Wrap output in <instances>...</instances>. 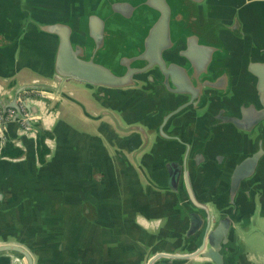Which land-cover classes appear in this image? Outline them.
Returning a JSON list of instances; mask_svg holds the SVG:
<instances>
[{
  "label": "water",
  "instance_id": "95a60500",
  "mask_svg": "<svg viewBox=\"0 0 264 264\" xmlns=\"http://www.w3.org/2000/svg\"><path fill=\"white\" fill-rule=\"evenodd\" d=\"M26 92L107 118L126 161L150 159L146 180L185 216L144 264H241L264 219V0H0V109L16 112L0 151L9 125L48 131ZM1 253L36 264L17 242Z\"/></svg>",
  "mask_w": 264,
  "mask_h": 264
},
{
  "label": "crops",
  "instance_id": "0c3cea01",
  "mask_svg": "<svg viewBox=\"0 0 264 264\" xmlns=\"http://www.w3.org/2000/svg\"><path fill=\"white\" fill-rule=\"evenodd\" d=\"M38 94L31 104L41 120L33 125L48 130L46 152L38 135L8 126L7 144L19 155L0 151V238L25 246L36 264H144L149 249L161 250L179 234L184 212L146 180L150 159L126 161L107 118L91 120L66 100ZM251 226L234 259L264 264V250L256 248L264 244V219L255 216ZM0 264L25 263L1 253Z\"/></svg>",
  "mask_w": 264,
  "mask_h": 264
},
{
  "label": "trees",
  "instance_id": "16d2710c",
  "mask_svg": "<svg viewBox=\"0 0 264 264\" xmlns=\"http://www.w3.org/2000/svg\"><path fill=\"white\" fill-rule=\"evenodd\" d=\"M49 134L47 132H42V134L40 135V146H42V151L41 154L46 152V149L43 146V140L48 137ZM3 155L5 156H18L19 155V151L16 150L11 144H6L3 148Z\"/></svg>",
  "mask_w": 264,
  "mask_h": 264
},
{
  "label": "built area",
  "instance_id": "2783aa9c",
  "mask_svg": "<svg viewBox=\"0 0 264 264\" xmlns=\"http://www.w3.org/2000/svg\"><path fill=\"white\" fill-rule=\"evenodd\" d=\"M7 115L4 117L3 115H2V111H1V109H0V124L2 123V122H7V121H9L12 117H13V114H14V112L12 111V110H7ZM22 117H24V118H26L28 121H32V120H34L33 119V117L29 114V112L28 113H25V114H23L22 115ZM20 127H22L23 129H27V130H31L32 128L31 127H28L24 122H22L21 124H20Z\"/></svg>",
  "mask_w": 264,
  "mask_h": 264
},
{
  "label": "flooded vegetation",
  "instance_id": "af4514ba",
  "mask_svg": "<svg viewBox=\"0 0 264 264\" xmlns=\"http://www.w3.org/2000/svg\"><path fill=\"white\" fill-rule=\"evenodd\" d=\"M18 99H19L20 102L21 101L23 102V100H26V99H30V100L34 101L36 99L38 100V99H41V98H40V95L38 93H36V92H26V93H23V94L19 95ZM10 110H12V109H10ZM12 111L14 112V114H13V116H14L16 114V112L14 110H12ZM7 113L8 112L6 110V112H2V115L5 117L7 115ZM25 113H28V111L22 109V114H25Z\"/></svg>",
  "mask_w": 264,
  "mask_h": 264
},
{
  "label": "rangeland",
  "instance_id": "374dc122",
  "mask_svg": "<svg viewBox=\"0 0 264 264\" xmlns=\"http://www.w3.org/2000/svg\"><path fill=\"white\" fill-rule=\"evenodd\" d=\"M39 93V92H38ZM260 242H261V246L259 247V244H260ZM259 244H258V246L256 247L258 250H264V244H263V242L262 241H259Z\"/></svg>",
  "mask_w": 264,
  "mask_h": 264
}]
</instances>
